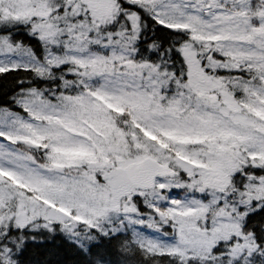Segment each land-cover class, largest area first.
<instances>
[{
    "label": "snow or ice",
    "instance_id": "6c2138e0",
    "mask_svg": "<svg viewBox=\"0 0 264 264\" xmlns=\"http://www.w3.org/2000/svg\"><path fill=\"white\" fill-rule=\"evenodd\" d=\"M0 264H264V0H0Z\"/></svg>",
    "mask_w": 264,
    "mask_h": 264
},
{
    "label": "trees",
    "instance_id": "16d2710c",
    "mask_svg": "<svg viewBox=\"0 0 264 264\" xmlns=\"http://www.w3.org/2000/svg\"><path fill=\"white\" fill-rule=\"evenodd\" d=\"M5 91H7V86L4 89L0 90V102L6 99V97L3 96V92Z\"/></svg>",
    "mask_w": 264,
    "mask_h": 264
}]
</instances>
